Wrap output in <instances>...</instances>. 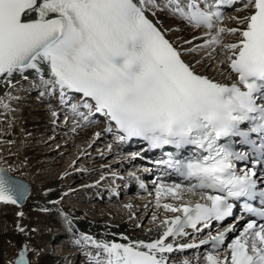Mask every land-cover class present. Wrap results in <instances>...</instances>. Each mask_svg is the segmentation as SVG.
Wrapping results in <instances>:
<instances>
[{
	"label": "snow or ice",
	"instance_id": "1",
	"mask_svg": "<svg viewBox=\"0 0 264 264\" xmlns=\"http://www.w3.org/2000/svg\"><path fill=\"white\" fill-rule=\"evenodd\" d=\"M225 4L251 11L229 18L239 27H225L220 10ZM159 6L158 0H0V79L5 84L34 73L62 103L69 94H79L73 112L85 121L93 113L106 117V131L114 125L120 142L140 138L151 148H195L186 163L171 153L164 162L187 183L159 184L158 207L176 214L161 221L159 237L117 243L83 235L76 243L96 249L92 264H168L164 254L198 247L168 239L232 217L230 198H246L244 209L264 219V210L257 212L247 202L264 200V191L257 190L254 170L237 172L234 162L246 155L234 151L231 140L240 137L254 145L249 134L257 133L264 156V0H164L170 15L204 30L197 37L203 43L191 49L175 46L149 18V10ZM229 36L235 41L226 43ZM207 49L209 61L214 54L222 56L217 72L232 82L205 74L211 64L197 71L183 58L185 52ZM0 105L8 107L2 98ZM245 124L248 131L242 130ZM27 195L28 186L0 168V202L18 205ZM162 198L176 203L161 204ZM232 231L229 227L199 241L212 244L206 264H264V223L249 220L221 256L218 250ZM15 264H29L26 249Z\"/></svg>",
	"mask_w": 264,
	"mask_h": 264
},
{
	"label": "bare ground",
	"instance_id": "2",
	"mask_svg": "<svg viewBox=\"0 0 264 264\" xmlns=\"http://www.w3.org/2000/svg\"><path fill=\"white\" fill-rule=\"evenodd\" d=\"M153 11L155 12L154 15ZM248 13V10H244L238 13L229 14L228 17H243ZM148 14L154 21L158 22L162 32L165 36H167L166 38L178 48L191 49L198 45V43H203L201 39H197V37L201 36L204 31L203 29H193L190 25H187L179 18L170 15L168 10L161 5L158 8L149 10ZM223 26L239 27L234 20L225 22ZM182 36L188 37L182 40ZM235 39V36H229L226 38L225 42H234ZM187 41H191V43H187ZM193 43H195V45H193ZM207 50L211 52V49ZM191 53L192 52H185L183 58L186 62H190L193 66H195L197 71H202V69H198V64L196 63L198 60L192 59ZM214 58L216 66L210 68L205 74L214 76L216 79L221 80V82H229L230 80H228L226 76L222 77L217 72V68L221 67L217 64V61L222 59V56L214 54ZM27 75V80L22 79L18 75L15 76L12 86H8L7 84L2 85L4 82L0 79V88L4 91H8L9 88L18 83L20 84L25 81H39V78H37L33 73H28ZM1 92L2 91H0V94ZM9 110H12L15 114L13 115L12 113H9ZM9 110L4 114L1 113L2 117L0 118V129H5L0 130V137L7 139L8 141L4 145L0 143V151L14 153L17 161L23 165L22 173L30 174L39 183L34 189H32L31 186L30 195L23 206L16 207L12 205L0 204V207L4 206L5 210V213L2 215L4 223L0 224V264H15L19 258V253L25 249L27 250V259L29 264H66V256H62L60 258L58 255L56 258L51 257L47 254V249L51 242H56L60 239L59 236H65L71 233H74L76 241L83 235H90L97 240L117 243L138 242L141 240L147 243L159 237L163 230L161 221L168 218V216L157 217L155 221L150 220L149 223L146 224L147 227L142 230H136L134 228L135 223L133 221L135 219L133 218L135 210L138 209V206L132 209L125 207L119 209L116 206H112V208L106 210L105 212L93 214L91 207L83 206L82 208H76L74 205H71L69 202H66L58 197V194L60 195L61 192H67L68 190L67 187H64L63 184H61L64 175L70 174L72 177L80 176L78 174L79 172L73 170V167L71 166L67 170L58 171L57 167L52 168V164L43 159L49 148L44 144H40V142L46 141V139L47 141L54 140V136L46 137L43 133L52 130L63 136L67 135L68 139L65 142L66 147H64L62 151H70L71 154L66 159H73L75 156H78L79 158H82V160L85 158L90 160L91 157H84L89 150L88 137L96 135V133H98L97 130L90 129L82 131L71 121L61 118V123L59 125L62 129L57 132L56 128H54V120L58 115L60 116V114L57 112L58 110H55V108L50 104H46V106H43V108L38 111V114H35V116H28L27 119H24L25 112L27 114L34 112L32 109H29V107L12 104ZM53 113H55V115H53ZM36 118L37 121H34ZM31 131H33L34 134H32ZM8 135H10V137ZM33 136H36L39 139L38 146L36 147H33L30 142V138ZM85 137L86 139L84 140ZM105 147L107 149L106 153H114V150H111L112 148H109L107 145ZM49 152L55 157L58 156L55 153L56 150L51 149ZM2 154L3 153H1V155ZM89 154L90 153H88V155ZM130 155L124 153L121 157H118L117 155L114 157L115 160L121 162L123 160L129 161L130 158H132L129 157ZM3 160L4 156L2 155L0 156V168H3L10 174L15 175V169L6 165ZM58 162L59 161H56L53 165H56V163L58 164ZM129 162V165L131 166L130 171L133 172L132 177H134V180H132L133 183L142 182L148 188L154 187L157 180L153 179V177L148 174L149 168L144 164L138 165V162L134 158ZM82 163L83 166L80 167L79 165V167L83 170V173H86L85 178H93L97 174H100V170H98V168H100L99 164L92 161ZM116 164L114 163L106 169L105 172L101 173V179L104 180L103 182L110 183L112 186L108 185L105 187L103 184L96 186L93 188L96 192L97 189H107L108 187H110L111 190L118 191L117 189L119 188H117L118 186H116V182L114 180L109 182L106 178H104L106 174L114 172ZM45 165L48 167L42 168V166ZM116 173L118 172L116 171ZM120 190L122 191L123 189ZM72 193L73 192L71 191L67 193L70 194L69 199L73 198L75 200L77 199L82 201V199L84 200L87 198L85 197L86 194L82 190L74 191V193ZM78 193H81L80 196H77ZM140 201L143 203L142 198H140ZM142 211L144 213L146 212V210ZM21 212L23 213L22 216L19 215ZM59 215H65L66 218ZM244 220L245 219L243 218L240 219L236 217L229 219L218 228V231L229 227H233L235 231L240 227ZM18 226L19 228H23L24 231H19ZM47 228H50V231L45 233ZM16 231L18 234H16ZM232 232L226 233V236L230 235ZM124 237H127V240H125ZM78 254L82 256L81 251L78 252ZM201 260L202 259H199L195 264L201 263ZM68 264L73 263L69 262ZM202 264H206V262H203Z\"/></svg>",
	"mask_w": 264,
	"mask_h": 264
},
{
	"label": "rangeland",
	"instance_id": "3",
	"mask_svg": "<svg viewBox=\"0 0 264 264\" xmlns=\"http://www.w3.org/2000/svg\"><path fill=\"white\" fill-rule=\"evenodd\" d=\"M237 13V12H236ZM231 14V13H230ZM188 36H182L181 39H185ZM199 44V43H198ZM193 45H195V43H193ZM190 53V52H189ZM209 50H201L200 52L196 51V52H192L191 56L192 59L201 61V64H198V69H204L205 66H207L208 64L213 65L211 68L216 66V62H215V58L211 61H209L207 59ZM210 69V68H209ZM208 69V70H209ZM5 83H3L2 85H4ZM1 94H0V98L3 99L4 103L8 105L7 108L3 107V105H0V118L1 113H6V111H8L12 104H17V105H23V106H27L29 107V109H32L34 112H30V113H26L24 114V119H27L28 116H35V114H38L43 106H46V104L41 101L38 97H32V98H25V96L21 95V91H19V87L15 86V87H11L10 89H8V91H4L2 88H0ZM14 91H18L20 93H15ZM35 100V101H34ZM36 111V112H35ZM9 113H12L13 115L15 114L12 110L8 111ZM21 117V116H20ZM58 119V118H56ZM55 119V120H56ZM54 120V128H56L57 132L61 131V127H60V123H61V118H59V120L55 121ZM37 121V118L34 120ZM59 125V126H58ZM1 129H5V128H1ZM0 129V130H1ZM83 131V130H82ZM32 134H34L33 131H31ZM46 135V137H53L54 136V140L53 141H41L40 144H44L46 147L49 148V150H47L48 152H46V154L44 155L43 159L46 160L48 163L52 164L51 167L55 168L57 167V170H67L70 166L73 167V170H76V172H79V176L80 177H72L70 174H66L63 176V179L61 181V184H63L64 187H67V192H65L66 194L64 195V192H61L60 195L58 194L59 198H63V200H65L66 202H69V204L74 205L76 208H82L83 206L86 207H91V209L93 210V214H99V212H105L106 210L110 209V208H105L102 205H100V203H98L97 199H95V194H100L101 191L103 189H97V192L93 189L96 186L105 185V187H107L108 185L110 186V183H105L103 182L104 180H102V175L101 173L105 172L106 169H108L110 166H112L114 163L116 164V167L114 168V172L111 174H106L104 176V178H106L109 182H111L112 180H114L116 183V186H118L117 189L119 192L121 193H125L127 191H131L135 188V184L133 183L132 180H134L132 177V173L130 171L131 166L129 165V161L133 158H130L129 161H121L119 162L118 160H115V157H111L112 155L115 156V154L113 153H106L107 149H106V145H103V141L99 140V138L97 137V139H94L96 137V135H93L92 137H88V146H89V150L87 152L86 155H84V157H91L90 160H87L86 158L84 160H82V158H79L78 156H75V158L73 159H66L67 157L70 156L71 152L70 151H66L63 152L62 149H64V147H66V141H67V135L63 136L59 133H56V131H47L46 133H43V135ZM10 137V135H8ZM86 139V137L84 138V140ZM7 139L1 138L0 137V143L2 145L7 143ZM30 142L32 144L33 147L38 146V142L39 139L36 136H33L30 138ZM65 144V145H64ZM105 149L102 150V152H99V148ZM51 149L56 150V154L58 155L57 157H55L52 153H50L49 151H51ZM1 153H3L2 155L4 156V160L3 162H5L6 165H9L11 167H13L15 169V175L23 177L25 179H27L32 186V189H34L36 187V185L39 183L36 181V179H34L30 174H23V165L17 161L16 156L14 155V153L12 152H3L0 151ZM0 153V156H2ZM88 153H90L88 155ZM111 155V156H107ZM130 155V154H128ZM132 155H130L129 157H131ZM55 158V160H54ZM51 162H50V161ZM54 160V161H52ZM56 161H59L58 164L56 163V165H53V163H55ZM70 161V162H69ZM94 162L99 164L98 170H100V174L96 175L95 177L91 178H85L86 177V173H83L80 167L83 166L82 162ZM4 164V163H3ZM80 165V167H79ZM120 168H119V167ZM4 167H8V166H4ZM48 167L47 165L42 166V168H46ZM50 170V169H49ZM87 170V169H86ZM116 171L118 173H116ZM122 174H120V173ZM22 173V174H21ZM91 179V180H90ZM112 186V185H111ZM120 189H123L122 191ZM84 191V193L86 194L85 197H87L86 199H82V201L79 200H75L73 198L68 199L70 197V194H67L68 192H73L74 191ZM72 193V194H73ZM71 194V195H72ZM81 193H78L77 196H80ZM94 196V197H93ZM137 199H135V206H138V209L135 210L134 213V218L135 220V226L134 228L136 230H142L143 228L147 227L146 224L149 223V215L146 216V214H144V212L142 210L145 209H141L142 203L140 201V198L136 201ZM128 205V204H126ZM112 206H116L119 209L124 208V206H119V205H112ZM111 206V208H112ZM0 224L4 223V218H3V213H5L4 211V206L0 207ZM134 208V207H132ZM131 208V209H132ZM3 209V210H2ZM12 211V210H11ZM143 215V216H142ZM65 216V215H64ZM17 227V224H16ZM47 231H50V228H47L45 233H47ZM16 234H18V232L16 231ZM59 240H61V243L64 242V237L59 236ZM69 246V245H68ZM47 254H49L51 257H55L58 255L59 258L62 256H66V264H68L69 262H72L73 264H81L82 260L78 254V256H75V251L71 250L69 247L67 246H61V244L59 245L58 242H51L50 246L47 249ZM82 257V256H81ZM58 258V259H59Z\"/></svg>",
	"mask_w": 264,
	"mask_h": 264
},
{
	"label": "water",
	"instance_id": "4",
	"mask_svg": "<svg viewBox=\"0 0 264 264\" xmlns=\"http://www.w3.org/2000/svg\"><path fill=\"white\" fill-rule=\"evenodd\" d=\"M6 171V170H5ZM7 172V171H6ZM8 173V172H7ZM148 174L152 177L153 176V171L152 170H150V169H148ZM8 175L9 176H11L9 173H8ZM12 178H14V179H16V180H19L20 182H22L23 184H26L27 186H28V194H29V188H30V186H29V183L27 182V181H25L24 179H21V178H18V177H12ZM28 196V195H27ZM25 201V200H24ZM24 201H22L20 204H18V206H20V205H22L23 203H24ZM243 223V222H242Z\"/></svg>",
	"mask_w": 264,
	"mask_h": 264
}]
</instances>
